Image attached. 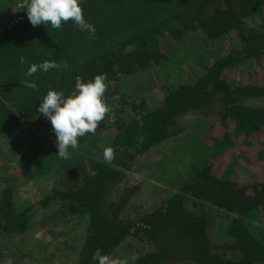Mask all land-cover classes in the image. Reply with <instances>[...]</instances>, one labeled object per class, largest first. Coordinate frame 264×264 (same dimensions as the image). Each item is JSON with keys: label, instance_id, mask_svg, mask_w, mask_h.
<instances>
[{"label": "trees", "instance_id": "16d2710c", "mask_svg": "<svg viewBox=\"0 0 264 264\" xmlns=\"http://www.w3.org/2000/svg\"><path fill=\"white\" fill-rule=\"evenodd\" d=\"M80 5L84 19L95 26L93 39L72 21L53 29L50 24L33 27L27 17L0 31L3 138L33 120L49 89L67 96L77 76L85 82L107 76L105 100L113 106L114 119L108 123L105 117L95 135L80 137L79 147L69 148V168L36 202L55 205L58 218L85 219L70 264H97L92 260L97 249L109 255L126 238L142 247L131 264H264V0H80ZM195 30L205 38L229 34L238 46L202 65L192 78L166 86L154 107L122 89L123 78L137 79L139 70L166 61L165 38L178 40ZM45 60L60 67L25 76L32 63ZM247 62L257 82H231L229 72ZM26 79L39 90L24 87ZM190 111L214 122L192 144L188 140L192 155L184 175L171 193L123 217L121 210L136 191L127 182L128 171L155 145L180 133L176 117ZM100 133L107 135L102 147L96 145ZM44 135L43 142L33 136L22 153L32 176L53 163H66L58 156L52 126ZM108 146L115 149L111 163L103 157ZM206 205L231 215L219 240L208 234ZM28 210L16 208L10 187L2 185L0 236L24 232L31 221ZM0 264H8L1 250Z\"/></svg>", "mask_w": 264, "mask_h": 264}, {"label": "rangeland", "instance_id": "374dc122", "mask_svg": "<svg viewBox=\"0 0 264 264\" xmlns=\"http://www.w3.org/2000/svg\"><path fill=\"white\" fill-rule=\"evenodd\" d=\"M236 39L229 34L220 38H205L202 32L196 30L178 40L165 38L162 43L168 56L166 61L150 69L139 70L137 79L123 78L122 89L133 97H143L149 107H154L161 101L166 86L192 78L202 65L237 47ZM253 68L248 62L247 66L238 65L229 72V80L255 83L256 78L250 73ZM247 102L262 103L259 99H249ZM213 122V117L196 111L176 117L182 131L155 145L128 171L127 182H132L136 191L122 208L123 217L130 216L137 207H150L154 201L174 190V183L184 175L191 161L192 150L187 144L188 140L192 144L194 137H200L212 129ZM49 127L50 121L38 112L13 137L6 139L0 135V188L2 185L10 187L14 205L18 209L29 207L31 220L24 232L0 236L2 257L11 264H70L83 237L86 222L82 216L61 219L57 217L55 205L39 207L36 204L50 192L57 175L69 168L67 164L72 159L70 153V158L65 159L66 163H53L48 171L38 176L30 174L22 153L28 150L29 140L33 136L39 138L40 142L46 141L44 131ZM106 136L100 133L96 137L98 147H102ZM234 166L235 169H242V165ZM188 207L196 209L192 204ZM204 210L209 216V236L218 240L223 238L231 215L221 214L207 205ZM141 248L139 242L126 238L109 255L131 264Z\"/></svg>", "mask_w": 264, "mask_h": 264}, {"label": "clouds", "instance_id": "9594fccd", "mask_svg": "<svg viewBox=\"0 0 264 264\" xmlns=\"http://www.w3.org/2000/svg\"><path fill=\"white\" fill-rule=\"evenodd\" d=\"M19 7L26 11L27 18L33 27L50 24L53 29H60L64 23L73 22L78 30L88 32V39L95 37V26L84 19L80 0H22ZM24 63V57H20ZM59 63L43 61L32 63L25 76L31 77L37 71L47 73L50 69H58ZM106 74H99L87 82L77 76L75 89L65 96L62 91L49 89L40 101L38 112L50 121L56 136L58 156L69 159V148L79 147V138L87 134L95 135L99 123L110 112L105 100L107 91ZM24 87L39 90L34 81L22 82ZM103 157L111 163L115 159V149L104 147ZM97 264H125V261L103 254L97 249L92 256ZM8 264H11L9 261Z\"/></svg>", "mask_w": 264, "mask_h": 264}, {"label": "built area", "instance_id": "2783aa9c", "mask_svg": "<svg viewBox=\"0 0 264 264\" xmlns=\"http://www.w3.org/2000/svg\"><path fill=\"white\" fill-rule=\"evenodd\" d=\"M22 0H0V31L11 28L17 23L23 21L26 17V11L19 7ZM110 112L106 116V121L111 122L113 117V106L108 104Z\"/></svg>", "mask_w": 264, "mask_h": 264}]
</instances>
